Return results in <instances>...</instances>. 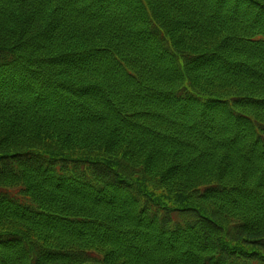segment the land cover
<instances>
[{
    "label": "trees",
    "instance_id": "trees-1",
    "mask_svg": "<svg viewBox=\"0 0 264 264\" xmlns=\"http://www.w3.org/2000/svg\"><path fill=\"white\" fill-rule=\"evenodd\" d=\"M0 264H264V0H0Z\"/></svg>",
    "mask_w": 264,
    "mask_h": 264
}]
</instances>
